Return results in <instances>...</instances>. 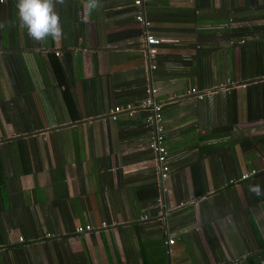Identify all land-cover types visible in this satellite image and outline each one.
<instances>
[{"label": "crops", "instance_id": "obj_1", "mask_svg": "<svg viewBox=\"0 0 264 264\" xmlns=\"http://www.w3.org/2000/svg\"><path fill=\"white\" fill-rule=\"evenodd\" d=\"M16 3L0 0V264H264L248 191L264 190V0H99L86 21L65 0L42 42Z\"/></svg>", "mask_w": 264, "mask_h": 264}, {"label": "clouds", "instance_id": "obj_2", "mask_svg": "<svg viewBox=\"0 0 264 264\" xmlns=\"http://www.w3.org/2000/svg\"><path fill=\"white\" fill-rule=\"evenodd\" d=\"M58 4L64 5L65 0H17L16 9L20 26L26 29L32 40L42 42L48 38L52 40L62 38L63 30L56 10ZM98 4L99 0H84L82 19L86 21ZM248 191L256 197L264 196V190L259 184H249Z\"/></svg>", "mask_w": 264, "mask_h": 264}, {"label": "built area", "instance_id": "obj_3", "mask_svg": "<svg viewBox=\"0 0 264 264\" xmlns=\"http://www.w3.org/2000/svg\"><path fill=\"white\" fill-rule=\"evenodd\" d=\"M143 0H132V3L135 7H140ZM135 19L137 21H142V18L140 14H138ZM159 40L151 35H148L144 39V46L145 50L148 56L152 57L156 54L157 49L156 46L158 45ZM155 92V90H151L150 94L152 95ZM191 92H194L191 90ZM200 98V96H197ZM141 107L146 108V117H145V126L152 125L154 130L153 134L149 138L148 147L155 152V161L160 166V177L165 178L167 173V167L163 164L164 156L166 153V149L162 143L163 141V128L160 125L161 115H160V107L152 102V99L145 98L143 102L140 104ZM134 106L127 105L125 108L120 107H114L110 113V119L114 121L116 119V115L119 114L121 111H126L129 115L133 112ZM264 170V165H263ZM255 174V171L252 170L248 173H243L241 177L239 178L240 181H243L247 179L248 177ZM89 230V227H78L76 228V232H82ZM169 243H172V240L169 241Z\"/></svg>", "mask_w": 264, "mask_h": 264}]
</instances>
